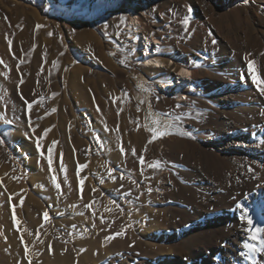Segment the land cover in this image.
<instances>
[{"label": "rangeland", "instance_id": "1", "mask_svg": "<svg viewBox=\"0 0 264 264\" xmlns=\"http://www.w3.org/2000/svg\"><path fill=\"white\" fill-rule=\"evenodd\" d=\"M18 3L38 10L44 19L42 28L26 23L19 15ZM242 3L249 8L258 6L264 17V3ZM232 5L227 0L223 3L226 8ZM160 8L158 0H101L91 4L87 0H0V138L4 140L0 144V199L8 202L11 211L15 206L20 224L15 225L12 218V228L27 264H43L48 254L54 258L57 252L61 257L71 254L69 264H146L147 256H130L126 249L128 237L156 243L157 236L169 235L155 232L157 224L147 235L153 223L146 213L158 209L159 199L173 188L174 183L168 180L158 182V188L151 184L172 168L166 156V141L181 136L168 135L147 144L151 137L147 129L163 130L174 115L182 114V127L196 137L192 118L186 114L209 112L212 102L195 78L174 90L160 87V82H174L178 67H146L151 57L159 56L166 61L172 58L192 71L202 68L189 64L180 48L190 38L195 17L181 2L163 12L161 18ZM132 15H138L141 22L130 30ZM121 16L126 18L125 24L119 23ZM185 16L189 18L187 30L182 23ZM75 22L94 27L103 42L104 58L112 67L97 57L98 50L84 48V43L76 40ZM8 40L12 41L11 48ZM141 40H146L145 45ZM150 41L157 44L153 47L147 43ZM180 96L189 97V101H181ZM25 101L33 104L30 113ZM178 104L182 108L177 109ZM163 113L173 116L164 117ZM157 119L159 124L155 123ZM32 129L36 130L34 134ZM45 129L51 130L41 141L45 154L41 157L36 138ZM135 129L144 131V145L129 146L127 135ZM52 141L58 142L53 167L61 190L52 183L46 159ZM122 143L125 154L119 151ZM133 148L148 163L158 159L162 166L141 169L138 158L131 154ZM60 153L67 169L66 181L59 167ZM77 162L87 164L80 177L76 175ZM110 169H114L115 180L109 178ZM81 178H85L82 190ZM50 183L53 188H49ZM147 197L156 203L144 205ZM89 205L94 206L95 215L103 216L101 223L84 219ZM11 240L0 219V264H10L4 255ZM92 241L100 242L88 258L82 245ZM101 250L105 251L103 257L97 255ZM132 257L138 262L133 263Z\"/></svg>", "mask_w": 264, "mask_h": 264}, {"label": "bare ground", "instance_id": "2", "mask_svg": "<svg viewBox=\"0 0 264 264\" xmlns=\"http://www.w3.org/2000/svg\"><path fill=\"white\" fill-rule=\"evenodd\" d=\"M87 1L91 4L101 0ZM158 1L161 6L160 18L177 2H181L185 9H191L188 13L195 17V21L190 28V38L180 44V48L189 64H198L202 68L192 71L172 58L166 61L159 56L151 57L146 67H178L174 82H160V87L174 90L195 78L205 95L209 96L212 106L209 112L203 113V119L199 122L190 120L196 137L170 138L166 141L169 147L166 156L172 168L151 184L156 188L161 180L174 183L173 188L167 190L165 198L157 202L158 209L146 213L153 223L147 235L154 232L156 224L155 232H168L169 235L162 238L157 236L156 243H141L130 235L126 240V249L130 256L134 253L147 256L146 264H237V261L240 264H264V253H247V249L242 247L247 240L259 248L264 232L257 240H251L245 231L246 221L239 219L240 212L236 210L237 203L246 207L253 219V228H264V146L260 143L264 140V95L259 94L250 77L245 76L244 80L240 77L246 67L245 54L251 53L250 58L264 65V56L260 55L264 53V17L258 6L249 8L242 3L243 0H227L233 4L229 8L223 6L226 0ZM257 3L262 4L264 0H257ZM17 8L29 26L42 28L44 19L38 10L21 3ZM140 22L138 15H132L129 29L132 30ZM74 25L76 40L83 42L84 48L98 50L97 57L104 64H109L104 58L103 42L94 32V27L80 22ZM146 40L140 42L144 44ZM147 43L153 47L157 44L155 41ZM181 70L190 72L191 77H181ZM180 97L181 101H189L187 96ZM134 131L131 136L127 135L129 146L145 142L144 131ZM249 165L255 170V175L248 172ZM71 193L74 195L75 191ZM83 195L87 197V191ZM154 201L156 203L149 197L144 205L148 206ZM11 212L8 202L0 199V219L8 237L12 239L7 244L4 256L10 264H27L21 244L15 240ZM84 219L101 223L103 216L95 215L94 206H90ZM99 242L82 245L88 258L98 248ZM241 251L247 255L241 257ZM103 252L101 250L95 254L102 256ZM70 256L61 257L57 252L51 258L48 254L43 264H69L72 263ZM132 260L133 263L138 262L136 258L132 257Z\"/></svg>", "mask_w": 264, "mask_h": 264}, {"label": "snow or ice", "instance_id": "3", "mask_svg": "<svg viewBox=\"0 0 264 264\" xmlns=\"http://www.w3.org/2000/svg\"><path fill=\"white\" fill-rule=\"evenodd\" d=\"M244 2L247 3L248 0H244ZM169 11H171V9ZM188 11L190 12L191 9L189 8ZM119 23L120 24H125L126 23V18L124 16H121ZM182 23L185 26V30H187V26L189 25V18L187 16H185L183 18V20H182ZM107 27H108V25L105 24L104 28L106 29ZM117 27H119V25H117ZM48 35L52 36L53 34L51 32H49ZM160 39H164V37H161ZM213 43H215V41H213ZM8 44H9V47L11 48L12 41L8 40ZM61 55H63V53H61ZM260 55L264 56V53H261ZM251 56H252L251 53L245 54L244 60L246 62V67L241 72L240 77H241L242 80L245 79V76L250 77L251 78V82L256 86L257 90L259 91V94L260 95H264V79H262V77H264V65H261L259 63V61H257L256 59L250 58ZM0 63H3V61L0 60ZM180 76L181 77H191V73L188 72V71L181 70ZM23 82L24 81L21 79L20 83L22 84ZM125 95H127V94L125 93ZM156 99L158 100L159 97H157ZM25 103H26V106H27V110L30 113L32 108H33V104L30 103V102H27V101H25ZM113 103H115V101H113ZM176 108L180 109V108H182V105L178 104V105H176ZM52 111H55V109H53ZM97 111L98 112L100 111L98 106H97ZM149 111L150 112L152 111L150 105H149ZM162 115L164 117L173 116L172 113H163ZM186 115L188 117L192 118L193 120L197 121V122H199L200 120L203 119V113H198L196 115H193L192 113H187ZM262 115H264V113H262ZM184 118H185V115H182V114L174 115L173 116V120L170 123L165 124L163 126V130H161L158 127H148L147 130H148L149 133H151V137L147 141V144H152L154 141H156V140H158L160 138H163V137L168 136V135H173V134L179 135L181 137L194 138V134L190 130H185L182 127V121L184 120ZM9 123H11V121H9ZM155 123L159 124L160 120L159 119L155 120ZM50 130L51 129H45L43 135L42 136H38L36 138V149L38 151V154L41 157H44V155H45L44 151H42L43 145L41 144V141L48 135V132ZM105 130L107 131V128ZM35 131H36L35 129H32L33 134L35 133ZM97 140H98V142H101L99 137H97ZM3 143H4V140L2 138H0V144H3ZM57 143H58L57 141H52L51 145H49L47 147V157H46V159H47L49 171L52 174V183L54 184V186H55V188L57 190H61V184L58 182V177L56 175V170L53 167L54 149H55ZM260 143H261V146H264V140H262ZM147 144L145 145V151L147 150ZM74 151H75V149H74ZM119 151L121 152V154H125V147H124L123 143L121 144ZM131 154H132V156L138 158V163H139V166H140L141 169H143L145 166L150 167L152 169H159L162 166V162L160 160H158V159L155 160L152 163H148L146 161L144 155L143 154H139L138 155L134 148L132 149V153ZM59 167H60V171L65 173V177L64 178H65V181H66L67 180V174H66L67 173V169H66V166L64 165V162H63V153H60V164H59ZM86 167H87V164H80V163L77 162L76 175L78 177H80L81 171L83 169H85ZM247 170H248V172L253 173V175H255V170L253 169V167L251 165L248 166ZM113 171H114V169H110L109 170V178L115 180V177L112 175ZM121 178H123V177H121ZM84 179L85 178L79 179V184L81 186V190H82V187L84 185ZM169 183H171V181H169ZM149 191H151V189H149ZM20 203H21V205L23 204V199H21ZM89 207H90V205H89ZM236 210L240 212L239 219L241 221H246L247 228L245 229V231L249 235V238L251 240H254V241L257 240L259 238L260 234L262 232H264V228H259V227L253 228V223L254 222H253L252 217L248 215V210H247L246 207H244L241 204L237 203L236 204ZM12 213H13V215H12L13 220L15 221V223L17 225H19L20 221L15 216V206H13ZM43 215H44L45 220L49 219L47 211H45ZM93 226H95V225H93ZM122 234L123 233H116V235H122ZM21 241H23V237H21ZM260 245L261 246L258 248L255 244H250V243L247 242V240H245L243 242L242 247H243V249H247V253H257V252L264 253V239H260ZM25 251L27 252V246L25 247ZM239 255L241 257H244L247 254L244 253L243 251H241L239 253ZM217 259H219V258H217ZM29 264H31L30 261H29ZM237 264H240V261H237Z\"/></svg>", "mask_w": 264, "mask_h": 264}]
</instances>
